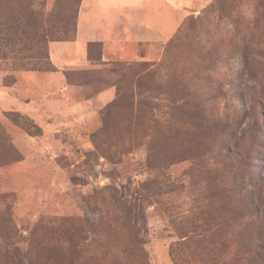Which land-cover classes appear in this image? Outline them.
I'll use <instances>...</instances> for the list:
<instances>
[{
    "label": "rangeland",
    "instance_id": "1",
    "mask_svg": "<svg viewBox=\"0 0 264 264\" xmlns=\"http://www.w3.org/2000/svg\"><path fill=\"white\" fill-rule=\"evenodd\" d=\"M79 1L0 0L5 27L64 24L49 71L0 42V264H264V0H182L171 36L104 65L69 49Z\"/></svg>",
    "mask_w": 264,
    "mask_h": 264
},
{
    "label": "crops",
    "instance_id": "2",
    "mask_svg": "<svg viewBox=\"0 0 264 264\" xmlns=\"http://www.w3.org/2000/svg\"><path fill=\"white\" fill-rule=\"evenodd\" d=\"M181 12L182 0H81L73 47L51 43V60L55 66H62L59 57L64 49L78 56L88 43L98 42L103 46L102 61L110 63L107 58L115 49L140 42H162L171 36L180 23ZM79 62L73 57L71 63L73 66ZM114 95V88H107L92 103L102 107Z\"/></svg>",
    "mask_w": 264,
    "mask_h": 264
},
{
    "label": "trees",
    "instance_id": "3",
    "mask_svg": "<svg viewBox=\"0 0 264 264\" xmlns=\"http://www.w3.org/2000/svg\"><path fill=\"white\" fill-rule=\"evenodd\" d=\"M81 1V0H80ZM79 1V4H80ZM26 13V12H25ZM23 12L21 18L14 20L13 24L17 25L16 28H11V26L5 27V25L0 24V42H9L10 47L13 48L15 45L20 46L17 49V54L25 53V56L19 57L18 59L23 60L18 64H15L17 68L26 70V71H49L50 66L47 65L48 54H47V43L48 42H55L60 41L61 37L59 36L63 30V22L59 19L56 22L52 21H44L40 20L36 22L33 20V23L27 24L24 23V19L27 17H33L34 15L37 17L39 16V11H30L26 15ZM34 16V19H35ZM54 18V17H53ZM32 21V18L29 19ZM61 23V24H60ZM21 24V25H20ZM19 25L21 26L19 29ZM76 32V29H75ZM92 48H96V50H92ZM0 54L4 56L3 51L0 49ZM86 56L87 60L96 65H104L105 63L102 61V45L98 42H91L88 43L86 46ZM111 71L112 72H121L122 74L127 73L131 75V83L134 82V87L140 86L141 78L146 71L145 64H124L114 62L111 63ZM149 73V72H147ZM145 74L148 75V74ZM177 83L173 81L170 85V90L167 91L168 102L170 103L171 107L176 104L179 99V94L177 92ZM116 94L117 97L119 95V87H116ZM193 97V96H191ZM206 97V95H197V97L191 98L195 101H201ZM22 126L30 130L32 126L28 123L24 122Z\"/></svg>",
    "mask_w": 264,
    "mask_h": 264
}]
</instances>
